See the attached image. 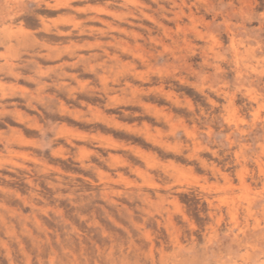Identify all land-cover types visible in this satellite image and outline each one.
Listing matches in <instances>:
<instances>
[{
  "label": "rangeland",
  "instance_id": "obj_1",
  "mask_svg": "<svg viewBox=\"0 0 264 264\" xmlns=\"http://www.w3.org/2000/svg\"><path fill=\"white\" fill-rule=\"evenodd\" d=\"M0 264H264V0H0Z\"/></svg>",
  "mask_w": 264,
  "mask_h": 264
}]
</instances>
